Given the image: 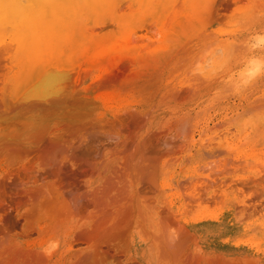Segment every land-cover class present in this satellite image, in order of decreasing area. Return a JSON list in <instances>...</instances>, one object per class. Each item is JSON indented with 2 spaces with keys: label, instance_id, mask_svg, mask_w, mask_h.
<instances>
[{
  "label": "bare ground",
  "instance_id": "bare-ground-1",
  "mask_svg": "<svg viewBox=\"0 0 264 264\" xmlns=\"http://www.w3.org/2000/svg\"><path fill=\"white\" fill-rule=\"evenodd\" d=\"M157 29L142 0H0V264H264V240L234 238L235 224L218 217L182 220L177 212L187 206L167 200L171 154L187 149L194 161L207 162L239 156L217 137L198 142L194 133L189 140L192 120L181 108L220 84L229 91L225 74H190L200 43L214 33L202 28L173 42L166 32L157 49L140 54ZM83 33L85 67L45 50L48 42L57 46ZM38 49L44 51L36 55ZM237 110L263 111L264 92L249 93ZM83 158L89 180L69 181L67 172ZM147 191L160 200H148ZM5 203L17 205L16 221L22 209L42 213L24 237H12L13 208L7 213Z\"/></svg>",
  "mask_w": 264,
  "mask_h": 264
},
{
  "label": "rangeland",
  "instance_id": "rangeland-1",
  "mask_svg": "<svg viewBox=\"0 0 264 264\" xmlns=\"http://www.w3.org/2000/svg\"><path fill=\"white\" fill-rule=\"evenodd\" d=\"M218 1L142 0V3L145 5V7H147L148 18L150 20H156L158 22V34H152V36H149V39L147 36V44H149V42H152L153 44L150 43V45H152H149V49L147 45V50L142 49V51L138 52L146 56L147 53H150L153 50L157 49L160 45L162 35H164L166 32L170 35L173 42H181L186 40L188 35L193 34L194 32L198 33L202 30V28L208 27V31L214 33V38L200 43L201 45L204 44L203 46L200 45L201 48H203V51L206 49V47H208L207 45H211V43L215 41L217 42V45H214V43L212 44V46L214 45L215 47L224 49H228L229 47H231L237 56L243 55L245 49L241 45H243V43L247 40L249 34L254 31H264V0H228L229 2L226 0L228 2V6L226 5V1L225 4L224 2H222V4L217 5ZM178 5L182 8L179 9V7H177ZM225 5L227 6V8ZM173 7L175 8L176 14H178L175 15V19H173V17H170L174 16L175 14ZM171 12L174 14H172ZM195 12L196 14H194ZM170 13L171 15H169ZM164 23L167 24V27H165L166 25H164ZM81 25L82 23H80L76 29L79 30V27H82ZM8 37L9 35H7V38ZM65 40L66 41L63 42L60 41V45L57 46H54V44L48 42L45 50H56L60 54H65L68 57L70 56L72 61L76 60L77 62H80L83 67H85L86 59L89 57L87 56V53H85V50L87 42L89 41L86 39L84 33L80 35L77 34L74 40H69L68 38ZM197 41L198 40L194 39L195 46L199 42ZM75 45L77 46V48ZM235 45L237 46V48ZM138 50H141V48H139ZM43 51L44 50L38 49L35 52L36 55H39V53L41 54ZM241 67L242 63L240 61H234L223 72H221L219 76L225 74L227 75V78L225 80H227L236 72H238ZM129 68L131 70L132 66L129 65ZM179 73L180 80H182L187 74L185 70H181ZM1 77H3V75L0 72V79H2ZM221 86L222 84H220L215 90H213V92L208 97L202 99L201 101H198L199 103L191 102V105L190 103H186L181 106L182 111L190 113L192 120V126L189 131L191 137H189L188 139L190 140L194 133L195 140L199 139L198 142H202L211 137H217L216 139H221L228 146V148H231L230 150L232 152V157H239H236L234 162H231L233 161V159L231 158V154L227 155L225 157L226 159L223 156V159L222 157L220 159L218 158L221 163L218 160L216 161L215 159L208 160L209 162H207L206 160L203 161L201 159H197L199 161H194V157L190 156L191 153H188V150L186 149L187 146H183V150L186 149L183 153H177L173 155L171 154L169 156L167 172H169L168 183H170L171 190L167 193V200L172 199L175 203L174 206L177 209L178 207L183 209L185 208V206H187L185 208V211L183 210L182 215H180L181 211L180 213L179 211L177 212V215H179V217L182 216V220L187 219L188 217L194 218L195 223V221L200 219H215L216 217H218L220 221L225 219L231 221L232 224H235L234 226L236 229L232 233L234 238L249 239L255 237V239L258 238V240L263 241L264 230L261 225V221L263 220L261 216L264 213V210L262 212H258V210L264 208V193H262L264 192V189H261V187H264V110L257 111L258 113L256 112L254 114H247L245 112L242 114V111L239 112L237 109L240 108L241 105L245 102V98H247L249 93L253 92L254 90L261 93L264 92V76L257 78L249 87L239 93L234 92L230 88L229 91L223 93ZM168 114L169 115H166L165 119L172 117L173 111H169ZM208 120L209 122H207ZM203 127H205V130L203 129ZM201 130H204V133L201 132ZM184 147L186 148L184 149ZM173 157L175 158L173 159ZM227 157H229L230 159ZM241 157L243 158L240 159ZM183 158L185 161L182 160ZM84 159L85 158L80 160L82 165H80L79 163L78 166H75L73 168L74 172H67L68 175L70 174L67 177L69 178V181L74 180L72 182L77 181L76 183H86L89 180L91 169L90 167H88L89 165H86L87 159ZM238 159H240V161H237ZM228 162L229 164H231H228V167H226V164ZM214 167H216L217 169ZM221 168H224L225 170ZM228 168L230 172L228 171ZM206 169H208V171ZM224 171L228 173H224ZM231 171H236L233 176ZM210 173L213 174H211L210 176ZM220 173L225 175H221ZM223 176H225L224 179H227H221L223 178ZM213 177H216V179H214ZM256 178H258L257 181L255 180ZM193 179L194 181H191ZM217 179H219L220 181H218L219 184L217 183V185H212L214 183H211L210 181H215ZM221 180L225 185H223V188L221 186ZM253 180H255V182H253ZM225 181L227 182V184L225 183ZM216 188L217 191L215 190ZM219 188L221 189L219 190L220 192H218ZM152 192L153 191L149 192L148 194L147 191V194H144V196L146 195V197L148 198V195H150L151 197H149L148 200H160V198L154 195L155 191L153 193ZM152 195L154 196L153 198ZM192 195H194L195 197L194 201L192 199ZM214 197L216 198L214 199ZM162 198L166 199L165 196H162ZM243 200L246 201V205H243ZM261 203H263V206L259 205ZM254 204H258L260 207L258 209L251 208V206ZM232 205L234 207H232ZM14 206L17 207V205H15L14 203L13 207L10 206V204L5 203L6 208H13V211H9V209L7 208V213L9 211V213L11 212V214H13L12 216L15 217L14 219L11 216L9 223L12 224L14 222V224L12 225L18 227L16 229H13L15 227L10 225L12 226V228H10L13 231H11V235L12 237H24V235L28 234L30 230L29 227L32 224L33 220L36 219V217H39L42 213L35 212L36 214H33L32 216V213H28L26 209H22L21 213L23 214V220H21L20 222L16 221L17 218L16 211L14 212ZM16 223H19L18 225L20 227ZM225 236L221 237L226 238ZM251 240L254 241L253 239ZM248 243L250 244V247H253L255 245L251 244V241H248Z\"/></svg>",
  "mask_w": 264,
  "mask_h": 264
},
{
  "label": "clouds",
  "instance_id": "clouds-1",
  "mask_svg": "<svg viewBox=\"0 0 264 264\" xmlns=\"http://www.w3.org/2000/svg\"><path fill=\"white\" fill-rule=\"evenodd\" d=\"M242 47L245 52L241 56H237L231 47L206 48L192 63L191 76L210 80L216 78L234 61H240V70L225 80L224 84L234 92H241L257 78L264 76V31L251 32Z\"/></svg>",
  "mask_w": 264,
  "mask_h": 264
}]
</instances>
